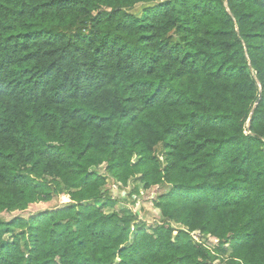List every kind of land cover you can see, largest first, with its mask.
<instances>
[{
  "label": "trees",
  "instance_id": "1",
  "mask_svg": "<svg viewBox=\"0 0 264 264\" xmlns=\"http://www.w3.org/2000/svg\"><path fill=\"white\" fill-rule=\"evenodd\" d=\"M0 264H264V0H0Z\"/></svg>",
  "mask_w": 264,
  "mask_h": 264
},
{
  "label": "rangeland",
  "instance_id": "2",
  "mask_svg": "<svg viewBox=\"0 0 264 264\" xmlns=\"http://www.w3.org/2000/svg\"><path fill=\"white\" fill-rule=\"evenodd\" d=\"M161 2V1H160ZM159 3L152 4V5H138L135 7V9L132 10V14H134L137 17H141L143 14V11L146 8H151L157 6ZM138 187L140 191L142 192V196L140 197V201L136 202L134 204H131V202L127 201L128 194L133 191L135 187ZM108 189L111 191L113 199L117 200L119 203L116 207L119 211H128L129 213H133L138 216L139 221L142 223H145L148 225V227L160 224L161 222V214L158 209L155 208V200H157L158 195L166 193L168 189H161V190H155L152 191H144L143 186L140 183V180L133 181L128 188L122 189L120 186H118L115 182L111 181L109 183ZM71 203V200L69 197H61V198H55L50 203H38L35 205H32L29 207L27 211L24 212H15L12 214L5 213L3 215V218L6 221H12L16 218H24L29 219L32 217H35L41 213L45 212H52L55 210H59L64 208L67 204ZM195 239L198 241H201L205 243L208 246H215L217 245L218 241L215 239L211 240H204L203 238L199 236V234H195Z\"/></svg>",
  "mask_w": 264,
  "mask_h": 264
},
{
  "label": "built area",
  "instance_id": "3",
  "mask_svg": "<svg viewBox=\"0 0 264 264\" xmlns=\"http://www.w3.org/2000/svg\"><path fill=\"white\" fill-rule=\"evenodd\" d=\"M155 190L157 191V190H158V188H157V189H155ZM133 200H134V201H138V202H139V201H140V198H138V197L134 196V197H133ZM195 238H196V237H195ZM196 240H197V239H196Z\"/></svg>",
  "mask_w": 264,
  "mask_h": 264
}]
</instances>
